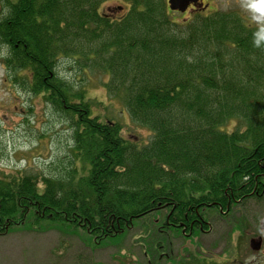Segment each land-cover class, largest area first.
<instances>
[{
  "label": "trees",
  "instance_id": "16d2710c",
  "mask_svg": "<svg viewBox=\"0 0 264 264\" xmlns=\"http://www.w3.org/2000/svg\"><path fill=\"white\" fill-rule=\"evenodd\" d=\"M102 1L0 0L8 78L42 94L72 130L69 169L0 176V235L29 216L98 240L149 215L165 229H205V210H225L263 178L264 39L235 14L177 28L164 0H126V14L109 21ZM60 58L106 73L108 96L149 141L137 147L120 124L93 116L58 75Z\"/></svg>",
  "mask_w": 264,
  "mask_h": 264
},
{
  "label": "rangeland",
  "instance_id": "374dc122",
  "mask_svg": "<svg viewBox=\"0 0 264 264\" xmlns=\"http://www.w3.org/2000/svg\"><path fill=\"white\" fill-rule=\"evenodd\" d=\"M129 5L126 0H104L98 12L109 21H117L126 14ZM183 21L169 17V22L177 28L187 26ZM57 72L73 92L83 91L93 116L101 122L120 124L121 136L137 147L149 141L151 132L131 121L118 97L108 96L104 84L106 73L95 67L78 69L69 58L58 59ZM19 75L29 77L28 73ZM235 124L231 121L223 130L230 131ZM71 135L67 122L53 111L43 95L31 93L10 80L0 62V176L25 174L40 180L42 176L58 175L69 169ZM205 211L210 213L204 218L206 228L202 232L194 229L189 237L179 230L162 228L158 219L149 215L103 240L29 216L23 225L0 235V264H250L252 259L264 261V198L257 204L251 199L234 205L228 213ZM258 236L262 237V247L257 251L252 249L250 240L256 241Z\"/></svg>",
  "mask_w": 264,
  "mask_h": 264
},
{
  "label": "flooded vegetation",
  "instance_id": "af4514ba",
  "mask_svg": "<svg viewBox=\"0 0 264 264\" xmlns=\"http://www.w3.org/2000/svg\"><path fill=\"white\" fill-rule=\"evenodd\" d=\"M183 10L169 9V17H179L184 20V23L198 18L205 13L211 14L218 11H233L240 18L246 29L253 33H257L264 39V0H183ZM231 12V13H233ZM228 21V20H227ZM227 23V22H226ZM228 24V23H227ZM231 23L229 22V25ZM262 180L258 181L251 193L247 194L245 198L240 197L234 199L232 204L226 207L225 210L218 209L219 214L228 213L230 208L234 205H241L248 200H253V203L257 204L264 198V172ZM259 199V200H257ZM171 228V227H169ZM174 229V228H171ZM202 232L204 229L201 226L198 228H192L191 226L185 231V228H181L180 231L183 236L190 235L193 230ZM256 231H253V233ZM189 237V236H187ZM252 249L260 250L262 247V237L258 236L257 240H250ZM260 259V258H256ZM250 264H264L262 259L250 261Z\"/></svg>",
  "mask_w": 264,
  "mask_h": 264
},
{
  "label": "water",
  "instance_id": "95a60500",
  "mask_svg": "<svg viewBox=\"0 0 264 264\" xmlns=\"http://www.w3.org/2000/svg\"><path fill=\"white\" fill-rule=\"evenodd\" d=\"M167 3L170 9H179L181 11L183 10V0H167Z\"/></svg>",
  "mask_w": 264,
  "mask_h": 264
}]
</instances>
